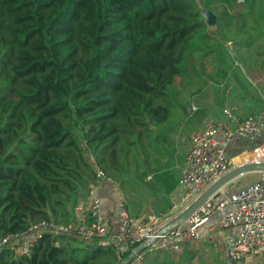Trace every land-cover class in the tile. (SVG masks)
Returning a JSON list of instances; mask_svg holds the SVG:
<instances>
[{
  "label": "trees",
  "instance_id": "16d2710c",
  "mask_svg": "<svg viewBox=\"0 0 264 264\" xmlns=\"http://www.w3.org/2000/svg\"><path fill=\"white\" fill-rule=\"evenodd\" d=\"M200 2L0 0V237L68 220L97 181L87 148L114 181L141 171L166 142L175 83L210 76L223 41L264 37V0ZM129 251L45 232L30 255L0 250V264H118Z\"/></svg>",
  "mask_w": 264,
  "mask_h": 264
},
{
  "label": "built area",
  "instance_id": "2783aa9c",
  "mask_svg": "<svg viewBox=\"0 0 264 264\" xmlns=\"http://www.w3.org/2000/svg\"><path fill=\"white\" fill-rule=\"evenodd\" d=\"M227 44H231V41ZM196 110L194 103L186 107L189 114ZM232 110L231 105H224L222 120L209 121L203 129L188 134V149L178 179V184L184 189L182 200L188 201L186 206L231 167L249 161H264V109L246 116H237ZM237 140L252 145L246 151L252 156L236 159L239 152L228 154L227 146ZM86 157L93 164L97 181L87 189V203L73 206L76 218L65 221L43 219L30 223L24 231L0 237V250L6 248L15 255H30L45 232H74L85 244L131 249L156 235L165 223L176 216L175 212L152 214L148 219L135 222L129 216L123 196L118 193L119 222L116 230L112 231L104 217L99 185L113 184L115 181L96 165L95 154L89 148L86 149ZM228 205L231 208L225 210ZM176 206L173 203L170 210L174 211ZM213 211H221L222 215L208 225V230H229L225 242L226 254L231 262H242L248 256L264 255V171H258L255 179L235 193L206 198L183 222L159 237H167L171 249L179 253L183 243L201 238L198 227ZM151 249L152 246L147 245L134 255L130 264H142L145 253Z\"/></svg>",
  "mask_w": 264,
  "mask_h": 264
},
{
  "label": "crops",
  "instance_id": "0c3cea01",
  "mask_svg": "<svg viewBox=\"0 0 264 264\" xmlns=\"http://www.w3.org/2000/svg\"><path fill=\"white\" fill-rule=\"evenodd\" d=\"M228 41L229 40L225 41V43L227 44ZM232 43L233 42L231 41V44ZM239 55L243 61L248 62L246 60L247 56L243 55V53H240V50ZM252 69L253 68L251 66L247 68L246 66L237 63V60L232 61L231 68L226 69L223 72L221 78L215 80V82H212L215 85V96L213 97V101L208 100L206 102L210 103H204V100L201 99L198 94L192 95L191 97H194V99L190 103H194L197 106V110L189 114L186 111V107L187 105H189V103L184 106L181 105L182 112H180L175 117L177 122H173L171 125L168 124L169 127H167L166 125V128H168V130L172 131L174 129V134L169 141V143L172 144V148L176 149V145L178 144L183 145H181L182 150H180L179 148V154H177V156L173 154L174 156H171L169 158L166 168L160 170L156 168L157 166L155 165V168L152 171L148 170L146 174V178L150 180L151 183L149 186L153 187L154 185H156L159 194L163 196L162 202H157V204H155L156 206L153 208L154 212L166 211L169 205L174 202V200L178 196H180V193L184 190L183 187L178 184V179L180 167L184 162L185 154L188 149L189 133H191L192 131L203 129L209 121L222 120L224 117L222 113V108L224 105H231L233 107V113L237 116H246L248 114L261 112L264 109V67H262L261 64L257 67V69ZM262 76L263 78H261ZM210 87H212V85ZM185 111L188 118H185ZM249 146H251V144H249L248 142L244 140H237L228 145L226 151L228 152V154H235V152L238 153L242 150L247 151ZM250 155H252V153H241L236 157V159L250 157ZM153 163L155 164V161ZM232 181L220 190V195L230 194L231 191L229 193L228 191L232 189V187L228 189V186L232 184ZM146 184H149V182H147ZM99 188L102 194V206L104 210L105 220L109 223L112 231H115L119 222L117 195L120 192L115 190V185L110 183H101L99 185ZM77 200L78 201L76 203H67L66 219L71 220L76 218V212L73 209V206L77 203H87V195L79 197ZM155 201L157 200L155 199ZM230 208L231 205H228L225 207V210H229ZM221 215V211H213L208 216V219L198 227L201 238L183 243L182 249L179 253L174 252L171 249L167 237L156 238L155 241L151 244L152 249L147 252L149 254H154L152 255L153 258L149 260L148 264L161 261L164 258L168 259V257L163 258V256H161L164 253V250L169 251L170 254L173 252L179 255V257L181 255H183V257L184 255L186 257H190L194 251L192 250V248L198 247L197 244L201 243H204L209 247H213L214 249H224L226 252L225 237L229 230H208V225L217 220ZM129 216L130 218H132L130 214ZM173 256L174 255L171 254L169 259H172L173 261H175V259L177 260V258H174ZM171 257H173L174 259Z\"/></svg>",
  "mask_w": 264,
  "mask_h": 264
},
{
  "label": "rangeland",
  "instance_id": "374dc122",
  "mask_svg": "<svg viewBox=\"0 0 264 264\" xmlns=\"http://www.w3.org/2000/svg\"><path fill=\"white\" fill-rule=\"evenodd\" d=\"M198 2L201 3L200 0H198ZM200 6L202 7L201 4ZM201 9H202V12L205 10L204 7H202ZM208 27L212 31L213 30L215 32L218 31L217 23L212 24V25L208 24ZM232 38L239 39L238 35H233ZM242 45H240L239 43L235 44L234 42L232 44H226L225 41H223L222 45L219 46L221 48L218 50V53H217L218 55L215 57V59H212L211 57L206 58L205 71L210 76L206 77V79H202L201 81L195 80L192 83H190V85H187L185 87L179 86L178 83H175V88H174L175 92H174V97H173L175 101V106L172 109L171 115L166 124L167 127H169L168 124L171 125L173 122L174 123L177 122L175 117L180 112H182L181 105L184 106L187 103L192 102L194 99V97H191L192 95L198 94L201 97V99L204 100V103H210V102H206L208 100L213 101V97L215 96V92H214L215 85L212 82H215V80L221 78L223 75V72L226 69L231 68L232 61L237 60V63L243 66H246L247 68L251 66L253 69H257V67L261 64H262V67H264V53L260 54L261 51H264V37L261 36V38H255L254 42L251 45L252 48H248L245 46L243 47ZM238 50H241V53L247 56L246 60L248 62H245L241 59L240 55H238L239 53ZM255 53H258V54H255ZM263 76L261 78H263ZM178 80L179 78H177V81ZM211 85L212 87H210ZM184 114H185V118H188L186 111ZM182 116H183V113H182ZM156 131L158 130L156 129ZM173 134H174V129L172 131L168 130V128H166L165 126V128H163L162 130V135H164V139L166 140V142L162 140V142H159L156 146L158 147V150L160 151H154V150L151 151V156L149 155V158H148L149 163L143 166L141 168V171L133 172V168L130 167V169H128L126 173H124L120 179H117V181L113 183V185H115V190L120 192L121 195L123 196L127 210L129 214L132 216L131 219L135 222L148 219L152 214L153 215H159V214H164V213L171 214L175 212L176 215H178L179 213L183 212L189 206V205L186 206L188 204V201L182 200V197L184 195V190H183L180 193V196H178L174 200V202H172L169 205L166 211H163V212L153 211V208L156 206L155 204H157V202L159 203L162 202L163 196L159 194V191L156 185H154L153 187L149 186L151 183H150V180L146 178V174L148 170L152 171L155 168V165L157 166V164L159 163H160V167L159 168L157 167L158 169L161 170L163 168H166L169 158L174 155L177 156V154H179L178 153L179 148L180 150H182L181 145L183 144L181 145L178 144L176 145V149H173L172 144L169 143L170 138L172 137ZM251 148H252V145L249 146L248 150H250ZM245 152L246 150L239 151L240 154L245 153ZM235 154L237 153L235 152ZM156 160L158 163H156ZM154 161H155V164L153 163ZM257 176H258L257 171L256 172L255 171L246 172L245 174L238 176V178L234 179L232 181V184L228 186V189L232 187V189H230L228 193L230 191H231L230 194L235 193L238 189H240L241 186L243 187L244 184L253 180ZM147 182H149V184H146ZM84 193L86 194V191H84ZM155 199L157 201H155ZM173 203H175L177 206L176 208H174V211H171L170 208ZM197 245L198 247L192 248V250L194 251L190 257H186L185 255L184 257L183 255L179 257V255L172 252L171 254L174 255L173 257L177 258V260L175 259L174 263L175 264H263L264 262L262 261L264 260L263 254L253 256V257L248 256L242 262H231L228 259L227 254L224 249L223 250L214 249L213 247H209L204 243L197 244ZM171 254L169 251L164 250V253L161 256H163V258L168 257L169 259ZM152 255L154 254L145 253L143 264H148L149 260L153 258Z\"/></svg>",
  "mask_w": 264,
  "mask_h": 264
},
{
  "label": "water",
  "instance_id": "95a60500",
  "mask_svg": "<svg viewBox=\"0 0 264 264\" xmlns=\"http://www.w3.org/2000/svg\"><path fill=\"white\" fill-rule=\"evenodd\" d=\"M205 20L208 24L212 25L216 22V15L208 9H205L203 12ZM250 171H264V161H249L245 163H240L236 166L231 167L228 171L222 174L220 177L209 183L199 194L198 196L189 204V206L181 213L173 217L170 221L165 223L156 233V235L142 241L135 246H133L128 254L119 260L118 264H130L133 260V257L136 253L143 250L147 245H151L156 238L164 235L170 229L176 227L178 224L183 222L189 215H191L197 207L209 197L216 198L220 195V190L234 178L238 177L241 174Z\"/></svg>",
  "mask_w": 264,
  "mask_h": 264
}]
</instances>
